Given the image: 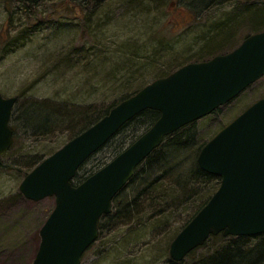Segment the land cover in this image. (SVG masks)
I'll return each instance as SVG.
<instances>
[{
	"label": "rangeland",
	"instance_id": "rangeland-1",
	"mask_svg": "<svg viewBox=\"0 0 264 264\" xmlns=\"http://www.w3.org/2000/svg\"><path fill=\"white\" fill-rule=\"evenodd\" d=\"M19 4L0 0V95L16 98L9 123L13 144L0 157V264H33L40 228L55 200H27L18 187L35 162L60 149L82 126L65 122L69 115L75 122L82 114L95 119L157 77L196 62L203 54L204 60L225 54L246 36L264 29L258 15L264 10L262 0H37L26 9ZM263 97L264 76L194 122V145L181 151L178 159L192 162L203 144ZM34 106L48 108L50 117L57 120L40 129L43 132L33 131L22 121V111ZM135 128L139 132V126ZM135 128L112 137L77 175L87 177L111 161ZM143 176L144 171L127 188V199L144 186ZM190 185L188 194L179 192L178 206L167 214L163 211L161 217L153 218L160 214V207L150 208V204L127 225L115 217L80 264H170V243L208 196V187H201L195 196L196 184ZM123 199L114 202L113 212L123 206ZM220 245L210 242L177 264H198Z\"/></svg>",
	"mask_w": 264,
	"mask_h": 264
},
{
	"label": "water",
	"instance_id": "water-1",
	"mask_svg": "<svg viewBox=\"0 0 264 264\" xmlns=\"http://www.w3.org/2000/svg\"><path fill=\"white\" fill-rule=\"evenodd\" d=\"M263 76L261 31L229 53L186 64L154 80L42 160L18 187L27 200H55L40 228L33 264H80L98 237L100 218L111 212L113 198L164 138L229 103ZM15 102V97L0 95V157L12 145L9 120ZM145 110L156 111L159 117L105 166L73 185L79 167ZM196 163L203 172L219 177L220 184L170 243L169 256L176 263L210 236H264V98L210 139Z\"/></svg>",
	"mask_w": 264,
	"mask_h": 264
},
{
	"label": "trees",
	"instance_id": "trees-1",
	"mask_svg": "<svg viewBox=\"0 0 264 264\" xmlns=\"http://www.w3.org/2000/svg\"><path fill=\"white\" fill-rule=\"evenodd\" d=\"M2 1H14V0H2ZM15 1L19 2L20 3L19 5L22 8L26 9L28 7L31 8L33 3H35L37 0H15ZM258 15H259V19L261 20V22L264 23V10L262 9V12H260V14ZM8 22L9 23L11 22V16L8 19ZM262 30L264 29L255 31L254 33L261 32ZM12 40H13V37H11L10 39H6L4 45L9 44ZM203 55L199 56V58L196 59V62L207 61L213 58L214 56L220 55V54L215 53V54L209 55L207 60H204L205 57ZM188 63H192V62H188ZM183 65H180L179 67ZM179 67L173 69L168 74L157 77L156 79L163 78L171 74L172 72L177 70ZM144 86L138 88V90H140ZM136 92L137 91L130 93L128 95H124L121 98V100H119L117 103H113L106 110H104V113L101 112L103 113L102 115L100 116L98 115L99 117L97 116L95 119L93 118L94 119V120L92 119L93 121L90 119H86L85 114L84 115L82 114L81 115L82 117L80 118L79 122H75V118H73L71 115L68 114L70 117H67V120H65V122L72 123V127H75L76 125H78V123H81L82 125L79 128L76 127L75 129L76 133L73 134L72 138L79 135L81 132H83L84 130L89 128L91 125L96 123L99 119L105 116L112 107H114L120 101L130 97ZM34 107L35 108L33 109L26 108L24 111H22L23 113L22 121L28 127H30V129H32L33 131L34 130L41 131L40 129H43V128L45 129V127L48 128L51 124L57 121L56 119L50 117L51 112L48 111V108L44 110L43 107L42 108L36 107V106ZM158 117H159L158 112L153 111V110H145L141 112L140 114H138L137 116H135L132 120L127 122L115 134V136L119 135L122 131H124L128 127L135 128L136 125L139 126L138 128L139 132L138 130H136L137 128H135L132 132L133 135L131 136V139L129 141H126L124 139L118 146L119 147L118 150L112 155V158L117 156L120 152H122L130 144H132L142 133H144L157 120ZM193 123L186 125L180 130H178L177 132L171 134L170 136L165 137L162 144L157 149H155L135 169L133 177L123 187V189L114 197L112 201V205H111V212L108 215L102 216L100 218L97 224L98 237H101V233L107 230V227L105 225L108 224L115 217L117 218L119 217V219L122 220L121 224L123 225H127L128 220L133 217L135 219L141 217V213L145 205L150 204L151 205L150 208L154 206L160 207V214L153 216V218L158 217L160 215L163 216L169 213V211L175 209L179 204V201H180V198L178 196L179 192H181L182 195H186L189 193L188 188L192 187V185L190 184H193L194 186L196 184L197 190L196 189L194 190L195 196L198 195L199 189L201 187H208L209 192H208V196L204 198V199L207 198L205 203L209 200L211 195L217 190L219 183H220V179L214 175H210L200 170L195 161V159H197L196 158L197 156L193 157L192 162L188 160L189 158L180 159V160L178 159L181 156L180 155L182 153L181 151L186 152V150H189L192 147V145H194L193 141L195 140L196 131L193 128H191ZM87 124H90V125H87ZM115 136H113V138ZM125 142H127V145H125ZM200 149L198 150V153ZM196 150H197V146H196ZM185 160H188L187 161L189 163L188 165H187V162L185 163ZM40 162L41 161L35 162L33 166H36ZM107 163H103L101 167H103ZM84 164L79 168V170L84 166ZM142 171H144V176L142 177V182L144 183V186L137 192L138 195L136 194V196H133V198L127 199V197H125V192L127 188L134 183L135 179L138 178L139 174ZM93 172L89 173V175L93 174ZM155 172H159V175L154 176ZM77 174L75 178L73 179V184H78L89 176L88 175L87 177H83ZM163 182H167V183L161 187ZM123 196L125 199H123ZM121 197L124 202L123 206L119 208L120 211L117 209L115 212H113L114 202L119 201ZM204 204L199 205L197 207L198 209H196V211L192 215H190V217L184 223L186 224L200 210V208ZM163 211H166V213L164 214ZM102 221H104V223ZM210 242L211 243L212 242L221 243L219 250L215 252L214 254L208 256L206 259H203L198 264H264V236L263 235L254 236V237H230V236L223 237L221 234H219L217 236H210L208 240L205 242V244L202 246V248H204L205 245ZM200 248L201 247L193 250L191 253H189L187 257H192L197 252V250ZM169 262L170 264H177L171 260Z\"/></svg>",
	"mask_w": 264,
	"mask_h": 264
},
{
	"label": "bare ground",
	"instance_id": "bare-ground-1",
	"mask_svg": "<svg viewBox=\"0 0 264 264\" xmlns=\"http://www.w3.org/2000/svg\"><path fill=\"white\" fill-rule=\"evenodd\" d=\"M184 66V65H183ZM182 67V66H181ZM180 68V67H179ZM133 219H135L134 217H133ZM133 223L131 222V223H129V225L131 226Z\"/></svg>",
	"mask_w": 264,
	"mask_h": 264
}]
</instances>
